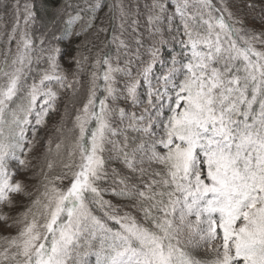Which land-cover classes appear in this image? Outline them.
<instances>
[{
  "label": "snow or ice",
  "instance_id": "1",
  "mask_svg": "<svg viewBox=\"0 0 264 264\" xmlns=\"http://www.w3.org/2000/svg\"><path fill=\"white\" fill-rule=\"evenodd\" d=\"M46 2L51 39L37 50L35 3L21 12L0 0L13 13L0 61V230H16L0 236V264H264V0L235 11L173 0L167 17L152 0L147 61L142 39L133 52L124 38L138 33V10L110 6L119 23L93 52L108 32L95 24L101 0L74 12ZM177 17L180 50L165 59L161 22L173 31ZM16 194L30 202L12 216Z\"/></svg>",
  "mask_w": 264,
  "mask_h": 264
},
{
  "label": "trees",
  "instance_id": "2",
  "mask_svg": "<svg viewBox=\"0 0 264 264\" xmlns=\"http://www.w3.org/2000/svg\"><path fill=\"white\" fill-rule=\"evenodd\" d=\"M173 0H164V2L166 3L167 6V12L165 13V16H169V12H173V10H171V5ZM5 3L7 4H15L16 0H4ZM88 2V0H69V3H71L73 5L72 9H69V11H73L74 10H78L76 6H79V8H84L86 6V3ZM26 3H35L36 5V11L38 14V18L35 24L31 25V28L29 29L30 34L35 42V45L37 47V50L39 49L40 45V39L42 36H46L47 40L51 39V30L50 27H46L48 25V22L53 14V12L55 11L54 5L51 2H46V0H19V4L20 7L23 6ZM60 3L63 4L64 0H60ZM123 4L126 8V10H129L130 12H136L137 10L139 11L140 15H139V20H140V28L138 33L133 34L131 27H128L127 32L125 33L124 38L129 42L132 51H135V48L137 47V45L134 43V37H138L141 38L143 41V46L141 47V52H140V57L142 61H147L149 59L148 57V53L146 51V49L149 47L150 43H151V37L149 36V30L148 27L145 23L146 20V16H147V8L145 7L146 4H151L152 0H118L117 4L115 2V0H101V8L97 11V19L95 21L96 26H103V27H107L108 28V32L101 34L100 35V39L98 41H96V48L93 49V52L97 51L100 47L103 46L102 42H107L111 39V36L113 34V26L119 23V20H115L112 21V23H109L110 18L113 15V12H115V14L117 15V17L119 16V12L118 9H113L112 11H110V6L112 5H119V4ZM240 4V2H237ZM137 5H139V8L137 9ZM21 12H23L22 8H21ZM13 24V13L11 8L8 9H4L2 7H0V46L2 47V49L0 50V61L3 60V52L4 49L7 47V44L5 43L6 41V36L4 35L5 31H10L11 27ZM22 24V21H21ZM63 26V25H62ZM161 27H162V35L164 39H167L168 41H171V47L172 48H164L165 51L167 52H171L172 49L175 48L176 51L180 50V46H176V43L178 42L179 36H177V33L175 32V29L179 27L178 24H176L174 22V25L172 24V29L173 31H169L168 28V21L167 19L162 20L161 22ZM76 30H79V27L77 26ZM117 34H119V29H116ZM57 35H59V33H57ZM173 36H177V40L174 41L172 39ZM83 38V37H81ZM67 37L65 38V43L67 42ZM148 45V47L145 46ZM15 42L13 41L11 47L13 49V52H15V48L16 45ZM45 47L47 46V41L44 45ZM63 46V45H62ZM109 49H111L113 55H115V48L116 46L114 44H109ZM38 54L37 53H34ZM63 63V62H62ZM33 73L32 75H36V73L39 70L45 69L47 68V64L44 61H41L39 64H33ZM65 69L67 70V65H64ZM134 67L138 68L140 67V62L139 61H135L134 62ZM38 78V76H37ZM86 77H82V79H85ZM29 81H31V79H29ZM62 95V94H61ZM70 95V93H67L66 97H62L63 98V105L65 103V101L68 99V96ZM60 105L62 108V113H63V105ZM61 113V114H62ZM59 119V118H58ZM121 169V168H119ZM59 173V168H57L52 174L56 175ZM64 184H67V181H64ZM109 195L110 194H106ZM106 199V198H105ZM109 200L112 201L113 205H117L120 204L121 201L119 200V198L116 197H112L110 196L108 198ZM93 207V211L94 214H102L99 208H96L95 206ZM110 226H111V222H109ZM91 259H96V257L94 255H90L88 257V260L90 262Z\"/></svg>",
  "mask_w": 264,
  "mask_h": 264
},
{
  "label": "rangeland",
  "instance_id": "3",
  "mask_svg": "<svg viewBox=\"0 0 264 264\" xmlns=\"http://www.w3.org/2000/svg\"><path fill=\"white\" fill-rule=\"evenodd\" d=\"M117 1L118 0H115V2H116V4H117ZM172 2V5H171V10H173L174 11V5H173V1H171ZM225 2L230 6V7H232V10L233 11H235L236 9H235V5H238L239 3H237V2H240V0H225ZM213 3H217V0H213ZM25 5V4H24ZM23 5V6H24ZM23 6H21V8H22V10H23ZM173 12H169V15H171ZM174 22L176 23V24H178L179 26H180V21H179V18L177 17L174 21H173V25H174ZM166 41H168L167 39H165ZM178 45V42L176 43V46ZM15 46V45H14ZM145 46L146 47H148V45H146L145 44ZM179 46V45H178ZM166 47H168V48H172L171 47V41H168V43L164 46V48H166ZM2 49V47L0 46V50ZM175 49V48H174ZM163 51H164V56H165V59H167V57H168V54L170 53V52H167V51H165L164 49H163ZM134 52V51H133ZM1 59V58H0ZM46 69V68H45ZM43 70V69H42ZM162 71V69H161V66H160V64H157V65H155V67H154V69H153V72H154V74H156V75H158V74H160V72ZM70 79H71V77H69ZM29 83H31V81H29ZM144 91V89L143 88H141V92H143ZM66 95H67V92H65V93H62V97L64 98V97H66ZM61 97V100H60V105L63 103V98ZM63 105V104H62ZM60 109H61V113H62V108H61V106H60ZM59 116H57V115H53V118H52V120L53 121H58L59 119ZM50 124H51V122H50ZM69 127H71V124H69L68 125ZM107 155V154H106ZM112 167H116V168H123V166L121 165V164H119L118 162H114V163H112V164H110L109 165V169H111ZM17 178L18 179H24V176L23 175H18L17 176ZM26 183H28V184H32V183H34V181H31V180H26ZM28 191H32V188L31 187H29L28 189H27ZM111 196V195H110ZM109 195H105V198L106 199H108L109 197H110ZM113 197V196H112ZM14 200H15V206L13 207V209L10 211V215H12V216H16L19 212H22L23 210H24V208H25V206L30 202V200H29V198L27 197V196H24L23 194H16L15 195V197H14ZM3 211H9L7 208H4V209H2ZM102 213V212H101ZM95 215H98V214H95ZM98 216H103V213L102 214H99ZM15 229H7V230H0V236H3V235H7V234H9V233H11V234H15ZM97 243V245H98V241L96 242ZM195 255H197V258H200V259H210L211 257L210 256H208V257H205L204 255H203V252L202 251H197L196 253H194ZM90 264H96V259H91L90 260Z\"/></svg>",
  "mask_w": 264,
  "mask_h": 264
}]
</instances>
